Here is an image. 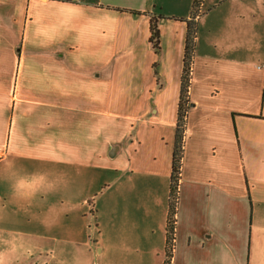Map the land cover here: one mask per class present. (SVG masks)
<instances>
[{"label": "crops", "instance_id": "0c3cea01", "mask_svg": "<svg viewBox=\"0 0 264 264\" xmlns=\"http://www.w3.org/2000/svg\"><path fill=\"white\" fill-rule=\"evenodd\" d=\"M194 1L0 0V264H163L189 21L170 264H264V0Z\"/></svg>", "mask_w": 264, "mask_h": 264}, {"label": "trees", "instance_id": "16d2710c", "mask_svg": "<svg viewBox=\"0 0 264 264\" xmlns=\"http://www.w3.org/2000/svg\"><path fill=\"white\" fill-rule=\"evenodd\" d=\"M200 0H195L193 6H197ZM160 15H153L150 18V36L149 42L155 50L159 48V30L157 26V21ZM194 34L195 25L194 22H188V30L184 49L183 58V72L181 75L179 102L177 108V120L175 129V140L172 153V167L170 175V199L169 208L167 214L166 223V247H165V260L163 264H170L171 252L173 248L174 241V228H175V214L178 199V178L179 169L182 158L183 150V133L185 127L186 110L188 107V89L190 84V70H191V60L194 49Z\"/></svg>", "mask_w": 264, "mask_h": 264}, {"label": "rangeland", "instance_id": "374dc122", "mask_svg": "<svg viewBox=\"0 0 264 264\" xmlns=\"http://www.w3.org/2000/svg\"><path fill=\"white\" fill-rule=\"evenodd\" d=\"M111 177V176H109ZM107 177V178H109ZM103 176H95L93 175L92 177V185L93 187L96 185L95 188H97L96 190L97 191H93L92 194H96L95 192L98 193L97 195V198L99 197V194H100V191H102V186H103ZM106 178V179H107ZM105 179V180H106ZM92 198L95 199V195L92 196ZM91 217V213L86 210L85 212V216L83 218H85L87 221L89 220V218ZM91 220V219H90ZM91 223L93 222L92 220L90 221ZM91 233V237H88V235H85V239H78L79 237V233H77V236H76V247H83V248H86V250H89L87 251L80 259H81V263L82 264H103V253L101 255H98V253L96 254L95 252V237H94V234L92 235V232L90 231ZM90 236V235H89ZM91 249V250H90Z\"/></svg>", "mask_w": 264, "mask_h": 264}, {"label": "built area", "instance_id": "2783aa9c", "mask_svg": "<svg viewBox=\"0 0 264 264\" xmlns=\"http://www.w3.org/2000/svg\"><path fill=\"white\" fill-rule=\"evenodd\" d=\"M2 156H3V154H2V152H0V159L2 158Z\"/></svg>", "mask_w": 264, "mask_h": 264}]
</instances>
